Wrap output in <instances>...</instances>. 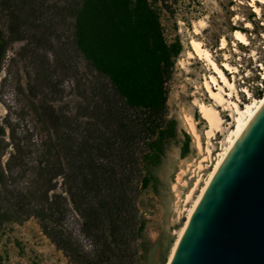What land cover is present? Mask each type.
Returning <instances> with one entry per match:
<instances>
[{
  "label": "rangeland",
  "instance_id": "374dc122",
  "mask_svg": "<svg viewBox=\"0 0 264 264\" xmlns=\"http://www.w3.org/2000/svg\"><path fill=\"white\" fill-rule=\"evenodd\" d=\"M249 1L150 0L160 16L166 41L169 44L179 42L182 50L167 85L169 119L177 121L178 133L175 138L166 141L161 163L150 167L157 181L138 197L140 213L148 221L144 238L139 241V264H167L178 232L186 221L184 210L190 207L186 204L187 196L195 188L198 176L206 178L212 166V162L206 159L207 155L197 148L186 123L187 117L194 119L206 147V124L195 101L210 103L203 85L204 76L210 71L204 62L190 59L191 39L204 43L219 65L225 61L226 53L231 57L230 63L239 66L235 85L242 105L248 102L246 89L256 98L263 95L264 80L260 65H264V5L259 4L263 9L259 18L249 6ZM78 2L39 0V5L44 4V7L40 9L36 4V14L19 29L18 35L22 39L13 41L6 53L0 73V122L6 127L3 139L8 144L2 158L3 165L15 152L13 133L22 139L21 145L29 151L25 174L22 175L23 168L16 169V173L20 174L13 187L18 189L32 186L30 180L34 172L31 167L40 160L46 148L43 144L49 137L57 138L54 126L45 113L60 118L63 139L70 134L78 137L77 143H80V134L96 122V116L106 106V97L116 99L109 80L94 70L76 46L75 9ZM46 7H51V11H47ZM66 8L69 9L67 12L60 11ZM59 11L61 15L57 16ZM37 19L42 24H36ZM246 22H250L253 28L247 29ZM3 28H8L6 22ZM196 28L201 31L200 35L195 34ZM236 30L247 34L251 42L250 46L238 45L240 54L235 53L233 47ZM223 37L230 45L227 50L219 51ZM253 53H256V60L251 56ZM225 73L234 82L233 75ZM231 97L236 100L234 93ZM220 110L225 127H230L233 124L230 112ZM185 135L189 136V150L182 156V149L187 143ZM224 137L218 134L213 141V159L220 152ZM61 153L60 162L67 173L68 160L64 151ZM200 165L204 169L199 168ZM53 184L55 190L50 192V197L54 193L67 196L62 176L54 179ZM81 222L70 205L64 227L88 245L80 232ZM0 263L75 264L45 234L41 220L35 216L12 221L2 227Z\"/></svg>",
  "mask_w": 264,
  "mask_h": 264
},
{
  "label": "trees",
  "instance_id": "16d2710c",
  "mask_svg": "<svg viewBox=\"0 0 264 264\" xmlns=\"http://www.w3.org/2000/svg\"><path fill=\"white\" fill-rule=\"evenodd\" d=\"M38 2L0 0V73L10 45L22 39L19 29L36 14ZM75 42L94 70L109 80L116 99L106 97L96 122L80 134V143L70 134L63 139L60 118L45 113L57 138L43 144L40 160L31 167L32 186L25 189L13 184L20 174L17 168H23L22 175L26 172L29 151L13 133L15 152L3 165L8 144L0 122V231L9 222L35 216L75 264H139V241L148 221L140 213L138 197L157 181L150 167L161 163L166 141L178 133L177 121L169 119L167 85L182 46L166 41L150 0H79ZM185 136L182 156L189 150ZM61 151L68 160L67 173ZM59 176L67 196L50 197ZM70 205L82 220L80 232L88 245L64 227Z\"/></svg>",
  "mask_w": 264,
  "mask_h": 264
},
{
  "label": "water",
  "instance_id": "95a60500",
  "mask_svg": "<svg viewBox=\"0 0 264 264\" xmlns=\"http://www.w3.org/2000/svg\"><path fill=\"white\" fill-rule=\"evenodd\" d=\"M169 264H264V102L201 199Z\"/></svg>",
  "mask_w": 264,
  "mask_h": 264
},
{
  "label": "bare ground",
  "instance_id": "6f19581e",
  "mask_svg": "<svg viewBox=\"0 0 264 264\" xmlns=\"http://www.w3.org/2000/svg\"><path fill=\"white\" fill-rule=\"evenodd\" d=\"M249 6H251L254 12L258 15L259 18L263 15V9L259 4L264 5V0H250ZM238 20L244 21V19ZM246 28L251 29L253 25L250 22H246ZM196 35H200L201 31L196 28ZM234 41L233 47H235L234 52L240 54L238 50V45L250 46L251 42L247 34L236 30L233 34ZM191 52L189 53L190 59L200 60L205 63L206 67L210 71L209 75L204 76V89L209 95L210 103L204 101L196 100L195 106L198 108L201 118L205 121V138L207 140V145L204 147L201 140V135L199 134L197 124L192 117L186 118V123L191 135L194 137L197 148L200 151H203L207 155V160L212 162L211 169L206 178L198 176V181L195 188L188 194L186 199V204L190 207L186 208V221L183 224L182 228L178 232L177 239L171 250L169 260L167 264L170 263L177 246L187 228V225L193 215L195 214L201 199L205 195L207 189L211 185L218 171L222 167L223 163L246 131L251 121L255 117L256 113L260 109L261 105L264 102V92L260 98L253 96L247 89L244 91L248 96V102L243 105L240 102V97L238 91L236 90L235 80L236 75H239L240 69L239 66L232 65L230 62L231 57L228 54H224L225 61L222 65H219L214 59V54L209 49H207L200 40L192 38L191 42ZM228 40L223 37L221 39V44L219 51L227 50L229 47ZM256 60V53L251 55ZM262 70V79L264 80V65H260ZM225 71L230 75H233L234 82H231ZM227 89L230 93L227 94ZM232 93L235 94L236 100H232ZM228 96V98H226ZM242 105V107H241ZM230 112V115L233 119V124L230 127H225V121L222 117V111ZM218 134L225 135L224 140L221 142L220 152L217 154L215 159H213L214 143ZM199 168L204 169V166L200 165ZM201 185V186H199ZM198 192L197 194H195Z\"/></svg>",
  "mask_w": 264,
  "mask_h": 264
}]
</instances>
